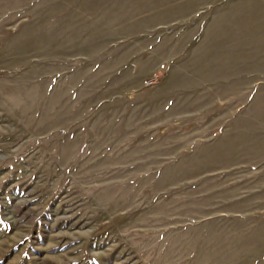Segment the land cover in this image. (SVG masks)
<instances>
[{"label": "rangeland", "instance_id": "374dc122", "mask_svg": "<svg viewBox=\"0 0 264 264\" xmlns=\"http://www.w3.org/2000/svg\"><path fill=\"white\" fill-rule=\"evenodd\" d=\"M0 264H264V0H0Z\"/></svg>", "mask_w": 264, "mask_h": 264}]
</instances>
